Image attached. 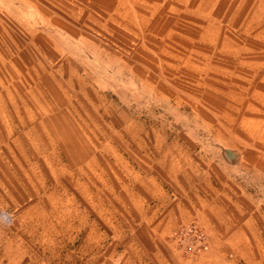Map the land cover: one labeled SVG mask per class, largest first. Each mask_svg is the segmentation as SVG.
<instances>
[{"label": "rangeland", "instance_id": "374dc122", "mask_svg": "<svg viewBox=\"0 0 264 264\" xmlns=\"http://www.w3.org/2000/svg\"><path fill=\"white\" fill-rule=\"evenodd\" d=\"M161 5L73 34L0 7V264H246L209 207L264 246V0Z\"/></svg>", "mask_w": 264, "mask_h": 264}, {"label": "crops", "instance_id": "0c3cea01", "mask_svg": "<svg viewBox=\"0 0 264 264\" xmlns=\"http://www.w3.org/2000/svg\"><path fill=\"white\" fill-rule=\"evenodd\" d=\"M166 1L175 2V0H17V5L9 0H0V7L3 11L12 10V14L16 10L20 11L19 13L21 10H26L27 15L25 14L24 17L18 15L17 19L29 29H43V34H73L74 28H90L92 25L102 28L117 22H122L131 28L140 27L139 21L149 17L143 13L149 10L147 5L152 4L156 10H160L163 8L161 4ZM76 20L78 23H75ZM27 22L38 25L30 26ZM204 213L208 214L212 222L218 221L223 228V235L219 234V239L216 237V241L226 243L228 245L226 250L235 251L236 257L244 259L246 264H260L258 260L264 259V246L250 218L243 217L234 223L229 221L220 209L209 207L197 215L204 227L211 224L200 217ZM243 232L249 235L258 260L246 246Z\"/></svg>", "mask_w": 264, "mask_h": 264}, {"label": "trees", "instance_id": "16d2710c", "mask_svg": "<svg viewBox=\"0 0 264 264\" xmlns=\"http://www.w3.org/2000/svg\"><path fill=\"white\" fill-rule=\"evenodd\" d=\"M11 3L13 4H17V0H9ZM18 5V4H17ZM20 12V11H18ZM27 15V11L26 10H21V13H19L18 15H21L24 17V15ZM30 26H34V27H37V23H33V22H27Z\"/></svg>", "mask_w": 264, "mask_h": 264}]
</instances>
